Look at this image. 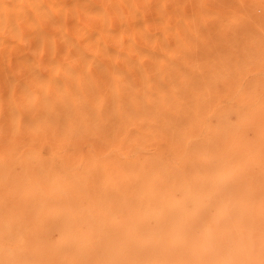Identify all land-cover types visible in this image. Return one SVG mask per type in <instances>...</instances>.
I'll use <instances>...</instances> for the list:
<instances>
[{
	"label": "bare ground",
	"instance_id": "6f19581e",
	"mask_svg": "<svg viewBox=\"0 0 264 264\" xmlns=\"http://www.w3.org/2000/svg\"><path fill=\"white\" fill-rule=\"evenodd\" d=\"M0 264H264V0H0Z\"/></svg>",
	"mask_w": 264,
	"mask_h": 264
}]
</instances>
